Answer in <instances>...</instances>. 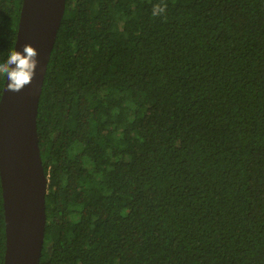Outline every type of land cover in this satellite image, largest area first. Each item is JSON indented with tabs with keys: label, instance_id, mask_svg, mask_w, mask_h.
I'll return each mask as SVG.
<instances>
[{
	"label": "trees",
	"instance_id": "trees-1",
	"mask_svg": "<svg viewBox=\"0 0 264 264\" xmlns=\"http://www.w3.org/2000/svg\"><path fill=\"white\" fill-rule=\"evenodd\" d=\"M37 132L40 264H264V0H66Z\"/></svg>",
	"mask_w": 264,
	"mask_h": 264
},
{
	"label": "water",
	"instance_id": "water-1",
	"mask_svg": "<svg viewBox=\"0 0 264 264\" xmlns=\"http://www.w3.org/2000/svg\"><path fill=\"white\" fill-rule=\"evenodd\" d=\"M66 0H22L14 48L31 44L39 52L34 81L0 100V182L5 218L4 264H40L47 224L45 173L37 114Z\"/></svg>",
	"mask_w": 264,
	"mask_h": 264
},
{
	"label": "clouds",
	"instance_id": "clouds-1",
	"mask_svg": "<svg viewBox=\"0 0 264 264\" xmlns=\"http://www.w3.org/2000/svg\"><path fill=\"white\" fill-rule=\"evenodd\" d=\"M165 11L159 4L153 6L152 15L158 16ZM39 52L31 44H25L22 50L13 48L8 55L0 59V76L5 81V91L19 93L29 86L37 75Z\"/></svg>",
	"mask_w": 264,
	"mask_h": 264
},
{
	"label": "rangeland",
	"instance_id": "rangeland-1",
	"mask_svg": "<svg viewBox=\"0 0 264 264\" xmlns=\"http://www.w3.org/2000/svg\"><path fill=\"white\" fill-rule=\"evenodd\" d=\"M85 167H87L89 170H92V168H93V164H92V162H90V161H86V162H85Z\"/></svg>",
	"mask_w": 264,
	"mask_h": 264
}]
</instances>
